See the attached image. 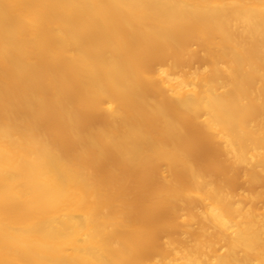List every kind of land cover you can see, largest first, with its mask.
<instances>
[{
    "label": "bare ground",
    "instance_id": "6f19581e",
    "mask_svg": "<svg viewBox=\"0 0 264 264\" xmlns=\"http://www.w3.org/2000/svg\"><path fill=\"white\" fill-rule=\"evenodd\" d=\"M0 264H264V0H0Z\"/></svg>",
    "mask_w": 264,
    "mask_h": 264
}]
</instances>
